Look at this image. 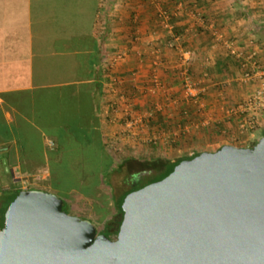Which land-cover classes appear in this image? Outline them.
<instances>
[{"label":"trees","instance_id":"16d2710c","mask_svg":"<svg viewBox=\"0 0 264 264\" xmlns=\"http://www.w3.org/2000/svg\"><path fill=\"white\" fill-rule=\"evenodd\" d=\"M87 2H89L88 5ZM91 4L92 0H33V20H39L35 27L40 39L39 44H41V55H37L33 59L32 83L35 88L33 90H19L15 93L16 97L12 104L16 108V112H13L15 122L12 124L5 121L0 111V144L8 150L4 156L0 155V229L4 226V216L8 206L23 190L16 183L8 186H4L2 183L3 175L10 174L11 166L14 163H19L20 172L24 175H34L37 170L46 168L50 189L62 199V210L69 214L72 212L67 199L72 193L80 194L90 200L95 207L96 216L101 214L100 221L105 220L114 211L113 216L116 219L114 222L104 224L101 231L98 230V226L96 227L98 233H103L108 237L117 235L119 231L123 219L122 204L130 192L163 179L182 160L192 159L203 152L193 150L189 153L191 149H194L198 135L207 133L208 125L198 128L189 125L191 127L189 130L188 124L190 121L199 120L198 115L200 113L196 109L197 105L206 99L207 92L216 91V88H210L207 91L204 89L194 97L182 96L185 91V84L181 73L184 72V75L192 80L199 78V76L192 69L194 59L187 66L181 65L180 53L176 51L175 55L178 54L176 57L179 56L176 66L162 64L160 68L163 72L160 77L161 81L166 79L169 85L181 83L180 88L173 89L167 96V100H172L175 103L164 102L160 95L159 100L163 102V107L155 108L154 97L152 99L144 97L142 103L139 100L135 101L134 110L137 114L145 111L143 120L147 135L168 133L170 134L169 138H171L169 140L170 146L174 145L175 148L185 146L188 151L185 150L184 153L174 159H161L154 154L157 146H160L157 139L149 138L147 140V146H151L149 152L146 150L147 147H139L140 143L144 141L141 134L139 135V142H136L139 144L136 146L139 151L138 156H142L143 158H141L144 160L149 159L156 165L153 169L155 170L154 175L146 179L128 175L125 184H130V186L121 190L119 194L112 187L113 176L125 169L128 159L124 157L118 159L119 153L106 144L108 141L105 140L104 128L100 126V118L102 120L107 119L105 116L104 118L100 117L101 109H103L104 104L106 106L110 104L113 97H108L106 90L104 93L101 91L102 83L98 77L95 80L92 95L88 92L87 85L70 84L79 78V73L82 70L80 60L74 53H57L54 48V42L57 39H67L89 33L88 26L91 28L93 20L97 23L99 15L96 2H94V7ZM172 18L173 16L169 19ZM201 19L204 20L202 16ZM173 32L176 33L173 36H181L178 41L179 47L183 50H191L182 42V30L175 28ZM165 37V42L171 39L169 35ZM38 38H36V42ZM135 42V38H131L128 47L132 51V55L136 57L135 64L119 72L120 75L117 72L123 79H128L125 80L123 90L118 91V95L122 93L125 96H131L133 100H136L134 94L138 93L140 96L142 93L148 94L149 92L144 85L140 86L131 80V74L138 70L141 59H145L148 55V52H142V48H135ZM147 45L148 51L159 49L161 62L165 61L166 63L165 52L166 49L171 48L164 46L162 41L161 43L157 41L153 48L149 46L150 44ZM34 51L36 52V48ZM115 53L113 50L112 56H110L105 52L106 62H101L103 75H110ZM111 75L115 76L116 73L111 71ZM148 75L149 77L152 76V70ZM114 78L115 81L119 79L118 77ZM62 84L66 85L63 86ZM40 86L42 88H39ZM223 86L226 85L220 84L214 87L221 90L226 88ZM3 97L6 96L3 95ZM226 98L227 108L232 109V99H229L228 95ZM217 99L220 100L221 98ZM173 108L174 111L171 112ZM232 112L228 117L232 127L244 121L247 116L245 113L235 111V109ZM226 122L228 121L221 120L216 123L215 129H218L216 131H223ZM262 135H264V131ZM13 139L15 143L9 142ZM256 143L257 141H253L248 147H253ZM128 149H130L129 146ZM13 152L17 157L13 156ZM6 167L9 168L8 172L5 170ZM103 185L111 188L110 195L102 191ZM110 204L111 207H109Z\"/></svg>","mask_w":264,"mask_h":264},{"label":"water","instance_id":"95a60500","mask_svg":"<svg viewBox=\"0 0 264 264\" xmlns=\"http://www.w3.org/2000/svg\"><path fill=\"white\" fill-rule=\"evenodd\" d=\"M62 206L53 192H19L0 264H264V135L203 151L130 192L115 239Z\"/></svg>","mask_w":264,"mask_h":264},{"label":"crops","instance_id":"0c3cea01","mask_svg":"<svg viewBox=\"0 0 264 264\" xmlns=\"http://www.w3.org/2000/svg\"><path fill=\"white\" fill-rule=\"evenodd\" d=\"M160 1L92 0L93 7L94 2L98 5L99 15L97 23L93 20L91 28L88 26L89 33L57 39L54 42L57 53H74L80 60L82 70L79 78L70 84L76 86L85 84L92 95L98 77L102 83L101 91L111 92L112 70L110 75H103L101 71V62H106L105 52L112 56L113 50L127 51L125 60L129 59V63L120 65L119 69L117 68L118 74L119 71L133 66L136 57L128 48L129 40L139 38L135 42V48H144L147 35L155 32L154 12L158 5L170 18L173 16L169 20L172 31L175 28L182 30V42L193 52L192 69L200 79L206 78L209 83L206 89L209 86L226 85L223 86L226 87L224 89L218 90L217 87L214 89L216 88L219 96L228 95V98L232 99L231 106L234 108L232 107L230 111L235 109L238 112L247 111L249 115L257 114L255 110L258 107L253 110L241 109L240 105L236 106L235 103L240 100V96L252 94L264 84V0ZM115 6L118 13L113 16ZM196 13L201 14L204 20L195 18ZM38 22L39 20H33V0H0V111L8 124L15 122L13 112H16V108L12 104L16 97L15 93L35 88L32 83L33 59L41 55L40 39L35 27ZM35 37L38 38V43ZM159 38L162 36L157 40H160ZM167 52L166 62L176 66L177 55L173 51ZM246 72L251 74L247 81L243 76ZM226 103L222 102L219 110L226 108L228 104ZM216 105L214 104L215 108ZM106 109L104 104L103 110ZM103 122L104 120L100 118L101 127ZM258 124L262 126L261 131H264L263 116L258 117ZM9 142L15 143V140ZM5 153L7 154L8 150L0 144V155L4 156ZM13 156L17 157L14 152ZM19 168V163H14L10 173L24 175ZM3 180L4 176L2 183Z\"/></svg>","mask_w":264,"mask_h":264},{"label":"rangeland","instance_id":"374dc122","mask_svg":"<svg viewBox=\"0 0 264 264\" xmlns=\"http://www.w3.org/2000/svg\"><path fill=\"white\" fill-rule=\"evenodd\" d=\"M160 12H163V10L157 5V8L154 12L155 27L154 26L153 27L155 28V30L153 31L155 32H151L150 34L147 35L148 39L145 42L146 45L144 46V48H142V52L144 53L148 52V55L147 57H145V59H141L140 61L141 63L139 64L138 70L134 74H131L132 75L131 80L134 83H137L140 86L144 85L145 88L149 91L148 94L146 93L147 96L146 94H143V93L140 94V96H138V93H136L134 94V97H136L135 98L136 100H133L131 96H128V95L125 96L122 93L118 95V91L123 90V86L126 81L125 79H123L117 74V71L120 65L124 66L127 64L126 62L129 63V59L125 60L126 58L125 53L127 51L122 52L121 50L117 49L113 57V64H112V72L114 71L116 75L115 76L112 75V77L113 78L118 77L119 79L117 81L112 80L111 85H110L111 92L107 93L108 97H113L112 102L106 106L107 108L106 110L101 109V113H100V117H103V118L104 116L107 117V119L104 120L103 122L104 135L106 136L105 140L108 141L106 142V144L110 148L113 147L116 150V152L119 153L118 159L119 158L123 159V157L126 159L128 158L125 169L121 173L113 176L112 178V185H113L112 187L117 190L118 194L121 192V190L129 188L130 184H125V181L128 175L137 176L138 178L146 179L148 177H151L155 173V170L153 169L156 167V165H154L153 162L149 161V159L144 160L142 159L143 158L142 156H141L142 158L138 156L139 151L136 149L137 148L136 146L139 144L136 142L139 140V135L142 134L141 136H143L142 138L144 140L142 141V143H140L139 147L141 148L147 147L146 148L147 152L151 150L150 149L151 146H147L146 144L147 140L149 138H154L158 140L157 142L160 143V146H157V150L156 152H154V154L159 156V158L161 159L163 158L164 159H168V158L174 159V158H177V156H180L181 153H184L185 150L188 151V149L185 146H180V147L177 146L176 148L174 145L170 146L169 140H171V138H169L170 134L168 133H161V134L155 133L156 135H153V136L147 135L145 133L147 129H146V126L143 120V115H145V111L143 113L141 112L137 114V112L134 110V105L136 104L135 101L139 100L140 103H142L144 100L143 99L144 97H148L151 99L154 97L153 99L156 102L155 108L163 107L162 106L163 102L159 100L160 95L162 96L161 98L164 100V102L171 101L172 103H175L172 100H167V96L173 89L177 90L178 88H180L181 83L179 84L175 83L173 85H169L166 79H164L163 81H161L160 79L159 89L155 90L154 93H151V90L154 87V83L151 81V76L149 77L148 74H150L151 70L153 69L154 60H153V57H151V55H153L154 49H152L151 51H148L146 46H148L147 44H150L149 46L153 48L155 43L158 41L157 38L160 36H162V38H159L160 41L165 42L164 40L166 38L165 36L168 34V30L167 31L164 30V28L161 25L162 18L159 16ZM116 13H118V8L115 6L114 11H113V16ZM195 18L198 19V17L196 16ZM160 28L162 30H160ZM169 32H171L174 35V32L172 31V29L169 30ZM138 40L139 38H136V41ZM177 42L178 41H176V43ZM166 50L173 51V52L177 51V50H171V49H166ZM167 51L165 52L166 56H168ZM145 62H148V63L145 64ZM162 64L169 65L167 62L165 63V61L162 62ZM162 64L159 66V69H158L159 78L163 74V72L160 70V68L162 67ZM181 65L183 64L181 63ZM181 76L186 78V75H183L182 73H181ZM187 79L191 80V82L193 83L192 86H194L196 92L198 93L200 91H203L204 88H205V91H207L210 88H214V86L213 87L209 86V88L206 89V86L209 84L206 81V78L204 80L200 78H196L192 80L189 77H187ZM183 80L185 82V79ZM244 80L247 81L248 79H244ZM207 95L208 96L206 97V99L201 101L197 105V108H196L198 112L200 113L198 115L199 120L190 121V123L188 124V128L189 130H191L190 129L191 127H189V125L194 128H198L199 126L208 125L209 130L207 131V133H204V135H198L199 137H198V140L194 144V149H191L189 153H191L193 150L215 151L220 146H222V144H232L233 143L232 145H236L239 147H248L251 144V142L258 141V139L262 136V132H263L261 131L262 126L258 124V117L260 116L264 117L263 109L260 108L261 110H259V108H257V110H255L257 114L255 115L251 111L250 112L252 114L250 115L247 111L241 112V113H245L247 116L244 118V121H241L237 123L235 127H232L231 123L228 120V117L230 116V114L233 113L232 111H230L231 108L224 107L223 110H219V107H221L219 105H221L223 101L226 102L227 100L226 96L224 95L219 96L216 91L207 92ZM182 96L184 97L187 96L185 91ZM250 96L251 94H248V93L244 94L243 96H240V100L237 102L236 106L239 104L241 109L246 108L247 100ZM217 98H221V99L218 100ZM214 104H217L216 105V108L218 107L217 109L215 108ZM173 111H174V108L173 110H171V112ZM221 120H226L228 122H226L225 129H223V131L217 132L216 130L218 129L217 128L215 129L216 127L215 124ZM247 121H252V123L246 124L245 127H241V124ZM175 135H178V133H175ZM128 146L130 147V149H128ZM3 176H4V180H3L4 186H8L12 184L14 185V183L16 184L18 183L17 185L20 188H23V190L39 189V190H44L48 192H53L52 189H50V185H49L48 171L45 169H41L38 173L34 175H21L18 173L17 174L10 173V174H5ZM102 191L108 195L111 194V188L107 185L102 186ZM67 201L71 205L72 215H76L82 218L92 220L95 226L96 227L98 226V230L100 231L103 229L104 224L106 223L111 224L112 222H114V220H116L115 217L113 216L115 212L111 210L112 214L106 217L105 220L100 221L99 218L101 214H98V216H96V214L94 213L95 207L93 203L90 200H87L86 198L81 196L80 194L72 193L70 197L67 199ZM109 207H111V204ZM112 237L113 239H115L116 235L114 234L112 235Z\"/></svg>","mask_w":264,"mask_h":264},{"label":"built area","instance_id":"2783aa9c","mask_svg":"<svg viewBox=\"0 0 264 264\" xmlns=\"http://www.w3.org/2000/svg\"><path fill=\"white\" fill-rule=\"evenodd\" d=\"M159 16L162 18L161 20V25L164 28V30H168V34L169 37L171 39L167 40L166 42H163L164 46H166L167 48H171V49H175L177 51H179L180 53V61L184 66H187L191 63V59L193 57V52L191 50H183L179 47L178 42L176 43V41H179V38L176 36H173V34L171 32H169V30L172 29L170 23H169V14L166 11L160 12ZM196 17H198L199 19H201V14L196 13L195 14ZM160 43L161 41L158 40ZM153 69H152V76H151V81L154 83V87L151 90V93H154L155 90L159 89V85H160V78H159V73H158V69L159 66L162 64L161 62V57L159 54V49H155L153 50ZM184 75V73H183ZM251 77V74L249 72H246L244 74V79H249ZM185 79V93L187 96H191L194 97L195 95H197L198 92H196L193 83L191 82V80L187 79V76ZM113 80L115 81V78H113ZM256 107L261 108L264 110V84L260 85L257 89H255V91L251 94V96L248 98L247 100V107L246 109H256ZM252 121H247L244 122L243 124H241V127H245L246 124H251Z\"/></svg>","mask_w":264,"mask_h":264},{"label":"flooded vegetation","instance_id":"af4514ba","mask_svg":"<svg viewBox=\"0 0 264 264\" xmlns=\"http://www.w3.org/2000/svg\"><path fill=\"white\" fill-rule=\"evenodd\" d=\"M110 239H113V237L112 236H108Z\"/></svg>","mask_w":264,"mask_h":264}]
</instances>
